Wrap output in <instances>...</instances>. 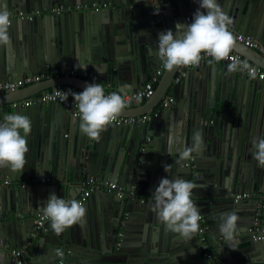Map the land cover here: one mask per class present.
Wrapping results in <instances>:
<instances>
[{
    "label": "water",
    "instance_id": "1",
    "mask_svg": "<svg viewBox=\"0 0 264 264\" xmlns=\"http://www.w3.org/2000/svg\"><path fill=\"white\" fill-rule=\"evenodd\" d=\"M93 3L98 7H91ZM217 3L232 19L233 30L264 44V0ZM80 4L89 7L50 12ZM5 5L12 15L23 12L33 17L12 20L11 47H0V82L28 74L51 75L52 69L64 66L89 70L96 75L94 82L116 84L114 92L120 94L141 89L155 74L161 61L158 34L175 32L177 23H190L183 21L186 16L192 22L199 7L197 0H0V8ZM257 6L258 25L253 18ZM36 32L44 34V45L34 37ZM233 51L259 60L264 67L258 51L237 41ZM228 64L211 60L193 66L178 82L174 77L184 67L164 68L154 94L139 110L151 111L149 120L111 125L98 142L81 134L79 115L57 103L2 112L0 122L11 114L27 115L32 131L23 173L0 169V242L8 249H23L25 256L15 259L0 247V264H59L60 260L62 264H201L198 236L184 240L168 231L151 210L149 198L162 178L189 180L198 186L192 199L210 225L217 252L227 253L223 264H264V239L255 241L248 231L258 214L264 222V169L252 156L253 140L264 136V81L249 75L239 80V75L228 71ZM205 73L209 81L200 77H207ZM51 77L54 82L47 85L38 82L0 95V103L23 99L29 90L36 94L69 84L68 77ZM169 89L173 101L163 107L159 103ZM134 109L123 112H139ZM197 132L203 140L201 149L181 160L179 153L192 146ZM90 176L115 180L133 188L132 194L123 198L95 190L85 204L86 209L93 206L102 192V212L94 222L71 227L59 236L51 224L45 231L35 228L34 213H43L51 193L75 199L73 192L80 193L81 180ZM36 177L48 181L19 188L1 185L6 178L14 183ZM242 192L254 197L234 200L233 194ZM230 212L239 217L231 248L219 231L221 214ZM241 243L246 245L239 247ZM61 249L68 250L63 257L57 255Z\"/></svg>",
    "mask_w": 264,
    "mask_h": 264
},
{
    "label": "clouds",
    "instance_id": "2",
    "mask_svg": "<svg viewBox=\"0 0 264 264\" xmlns=\"http://www.w3.org/2000/svg\"><path fill=\"white\" fill-rule=\"evenodd\" d=\"M199 7L194 13L192 22L177 23L175 32L169 29L158 34L157 54L163 67L173 71L181 67L198 66L203 55L213 58L217 63L231 59L229 72L248 71L250 78H256V70L245 62L241 63L231 53L236 47V37L229 30L232 19L221 9L217 0H197ZM11 13L6 5L0 8V47H11L9 30L12 26ZM211 63V60L209 61ZM68 92L61 95V101L67 100ZM80 120L81 134L96 140L101 133L117 121L130 101L118 92L105 93L102 84L88 83L82 92H72ZM134 99L139 102L141 97ZM32 131V121L27 115L15 113L8 115L0 122V169H10L23 173L29 152L27 137ZM203 145L200 133H194L193 144L179 153L181 160L191 158L193 152ZM253 159L264 169V136L253 140ZM168 166L165 171L168 172ZM198 186L189 180L162 178L155 189L151 210L168 231L191 241L200 230V209L193 201L194 189ZM46 218L51 222L55 235L59 236L74 225L81 227L86 223V208L75 200L59 198L51 193L42 207ZM219 231L229 242L230 248L238 234V215L236 212L222 213Z\"/></svg>",
    "mask_w": 264,
    "mask_h": 264
},
{
    "label": "built area",
    "instance_id": "3",
    "mask_svg": "<svg viewBox=\"0 0 264 264\" xmlns=\"http://www.w3.org/2000/svg\"><path fill=\"white\" fill-rule=\"evenodd\" d=\"M102 7L107 6V4H102ZM89 6L87 4H80L75 5L74 7H64L59 6L55 8H50V12L53 13H59L63 11H71V10H82L86 9ZM91 7H98L95 3L91 4ZM14 17H17L18 19H28L31 20L33 17L32 13H23L18 12L15 15H11V19L13 20ZM187 22H191L190 17H186ZM229 30L233 33V35L236 37V41L239 43H242L244 46H247L249 48L255 49L261 54H264V46L260 44L258 41L254 40L251 36L239 33L235 30H233L229 26ZM203 55V59L201 60L200 64L208 62L210 60H214L211 57H208L207 55ZM231 57H234L236 60H238L241 63H247L250 68H253L256 70V79L264 81V69L251 63L247 58L243 57L240 53L233 51L231 53ZM226 62H231V59L225 60ZM193 67V66H191ZM191 67H184L182 70H178L176 73V76L174 77V81L178 82L183 76L187 69ZM163 64L162 61H160L158 68H156L155 74L147 80L143 87L135 92L131 91H125L122 93L129 101L130 103H140L141 101L150 98L154 94L155 90V83L157 82L159 76L163 72ZM243 73L248 75L247 70H243ZM45 75L50 74H37V75H28L24 76L21 79L12 80V81H1L0 82V92H13L18 90L19 88L30 84L32 82H37L40 79H42ZM51 75L54 77H85V78H91L93 77V73L86 69H80V68H66V67H58L51 70ZM99 84H102L101 82H97ZM104 88H108L107 85L102 84ZM57 92H60L61 95L64 94V92H67L63 87L56 86L53 89H48L46 91H42L33 95H30L29 97L22 99V100H15L9 102L7 105L10 108L14 107H20V108H28L32 105L42 103V104H48V103H57L60 104L66 111L70 112L73 116H78V109L76 106V102L69 98L67 100L61 101L60 97L56 95ZM111 92H114V90L109 89L106 94H109ZM139 95L141 97V100L137 102L134 97ZM173 101V98L171 95H166L160 102V105L163 107L168 106ZM2 105H0V111H2ZM151 114H143L141 116H119L117 121L114 124L118 125H131V124H137V123H144L147 120H149ZM48 179L46 178H30L26 181H19L18 185L19 187H26L31 184H37V183H46ZM5 185L10 184L9 179L4 180ZM104 190L107 189L109 192H114L119 197H124L125 195L132 194V190L127 189L125 186L118 184L115 181H106V180H100L97 177H85L81 180V191L80 195L75 198V200L81 202L84 204V202L87 200V198L95 191V190ZM127 191V192H126ZM250 197V193L248 192H242L233 194L234 200H240V199H247ZM34 224L35 228L37 230L45 231L47 230L48 225L50 224V220L45 217L44 213L42 212H36L34 213ZM200 224V230L197 233L198 238L200 239V249H201V264H223L222 260L220 258H216L214 255L213 250L211 249V243H210V225L206 221V218L201 214V220L199 221ZM248 231L252 233V237L255 241H261L264 239V225L262 224L261 218L259 214L254 219V225L250 228H248ZM0 247L6 248L8 253L14 257L15 259H22L25 256V251L23 249L17 248V249H8V245L0 242ZM68 250H60L57 255L59 257H63L65 253H67ZM63 261L60 260L59 264H62Z\"/></svg>",
    "mask_w": 264,
    "mask_h": 264
},
{
    "label": "crops",
    "instance_id": "4",
    "mask_svg": "<svg viewBox=\"0 0 264 264\" xmlns=\"http://www.w3.org/2000/svg\"><path fill=\"white\" fill-rule=\"evenodd\" d=\"M259 11H260V7L259 6H257L256 7V9L254 10V13H253V18H254V23L255 24H257L258 25V23L260 22V16H259ZM187 17V16H186ZM184 22L186 21V18H185V20H183ZM256 26V25H255ZM44 34L43 33H41V32H36V33H34V37L37 39H40L41 40V43H42V45H44L45 43H44V41H43V38H44V36H43ZM249 36H251L254 40H256V41H258L260 44H262L263 46H264V44L263 43H261L260 42V40H258L257 38H255L254 36H252V35H249ZM255 50V49H254ZM255 51H257V50H255ZM236 52H238V51H236ZM239 53V52H238ZM241 54V53H240ZM259 54H261L260 52H259ZM242 55V54H241ZM262 56H264V54H261ZM243 56V55H242ZM243 57H245V58H247L251 63H253V64H255V65H257V66H259V67H261V68H263L264 69V67L262 66V64H260L259 62V60L258 61H254V60H251L250 59V57H247V56H243ZM160 63V62H159ZM204 64L205 63H202L201 65L202 66H204ZM159 65V64H158ZM158 65L156 66V68H158ZM64 67V66H63ZM163 71H164V69H163ZM235 73V74H234ZM233 74L234 75H239V80L242 78L241 76H246V74L245 73H243L242 71H240V72H233ZM28 75H37V74H28ZM28 75H25V76H28ZM205 76L207 75L206 73L204 74ZM201 78H207V80L209 81V79L208 78H210L208 75H207V77H203V76H200ZM58 78H63V77H58ZM65 78V77H64ZM82 80H87V81H89L90 83H92V82H94L95 81V79H96V75L95 74H93V77H91V78H85V77H78V76H76V77H68L67 78V82L69 83L68 85H61V87H63V88H65L66 90H67V92H68V96H69V98H72V92H78L79 91V88H82V89H85V87H86V85H87V83L86 82H84V81H82ZM151 78V77H150ZM149 78V79H150ZM158 80H159V78H158ZM158 80H157V82H158ZM182 80V78L179 80V81H181ZM232 80V79H231ZM4 81H6V80H4ZM38 82H40V84H49V83H51V82H54V79H52V77H51V75H45L42 79H40L39 81H37V82H32V83H30V84H27V85H25V86H23V87H21V88H24V87H26V86H31V85H36V84H38ZM97 82H101L102 84H104L103 83V81H101L100 79H98L97 80ZM96 82V83H97ZM157 82L155 83V87H156V85H157ZM175 82V81H174ZM207 84H208V82H207ZM233 85H234V82H233ZM115 88H116V84H113V85H111V86H108V88H104L105 89V93L109 90V89H112V90H115ZM31 90H29L26 94H25V96L26 95H28V96H26L25 98H27V97H29L30 95H32L33 93V91L32 92H30ZM122 92H125V90L124 91H122ZM6 93H8V92H0V95L2 96V94H6ZM30 93H32V94H30ZM38 93V92H37ZM30 94V95H29ZM35 94V93H34ZM167 95H171V93H170V89L168 90V94ZM25 98H23V99H25ZM246 98V97H245ZM163 99V98H162ZM161 99V100H162ZM18 100H22V99H18ZM12 101H15V100H12ZM0 102H2V100H1V98H0ZM161 102V101H160ZM9 103V102H8ZM8 103H5V104H3V103H0V105H2V111H0V114L2 113V112H4L5 110H9V109H12V108H10L7 104ZM147 103H148V99H145V100H143V101H141L140 103H137V104H134V103H130V105H129V107L128 108H126L127 110H129V109H133V108H136V109H134L133 111H139L140 109H142L144 106H146L147 105ZM160 104V103H159ZM22 109H24V110H26L27 108H22ZM156 109V106L153 108V111ZM142 112H143V110H141V111H139V112H135V113H133V112H123L120 116H127V117H129V116H141V115H143L142 114ZM134 114H136V115H134ZM138 114V115H137ZM145 114H152V112L150 111V113L148 112V113H145ZM6 179H9V178H6ZM26 180H28V179H22V180H17L16 182H14V183H10L9 185H5L4 184V181L2 182V186H4V187H7V186H9V187H12V188H19V185H18V182L19 181H26ZM113 181H115V180H113ZM116 182V181H115ZM118 184H120L119 182H117ZM74 185H76L77 186V184H75L74 183ZM120 185H122V183L120 184ZM124 186V185H123ZM127 189H129V188H127ZM133 188H130L129 190H132ZM73 190V189H72ZM105 191H107V189H104ZM79 190L77 189V192H73V195L74 196H76L77 195V197L80 195V193L78 192ZM127 192V191H126ZM116 194V193H115ZM103 194H102V192H100L99 194H98V196H97V199L95 200V204L92 206V205H90V204H88V206H89V208L88 209H86V223L83 225V226H85V225H89L90 223H92V222H94V218H97L98 216H100V214H101V206H100V197L102 196ZM263 197H264V195H262ZM252 197H254V194H250V197L249 198H252ZM123 198H126V195L123 197ZM87 200H88V198H87ZM87 200L84 202V207H85V204L87 203ZM247 200H249V199H247ZM149 201H151L152 203H154V201H153V198H149ZM86 208V207H85ZM31 213H33V212H31ZM17 217H20V216H17ZM10 218H13V216H10ZM96 220V219H95ZM261 221H262V219H261ZM138 223H139V220H138ZM50 224H51V222H50ZM49 224V225H50ZM262 224L264 225V222L262 221ZM48 225V226H49ZM76 226L77 225H74L73 226V228H76ZM95 229V228H94ZM94 229H93V231H94ZM92 231V232H93ZM211 235H209V240H210V243H211V249L213 250V252H214V255H215V257L216 258H220L221 260H222V262L223 263H225L226 262V256H227V253H225V254H220V253H218L217 252V250H216V247L212 244V241H213V239H211V237H210ZM100 237V236H99ZM101 238V237H100ZM246 244L245 243H241L240 245H239V247H244Z\"/></svg>",
    "mask_w": 264,
    "mask_h": 264
},
{
    "label": "flooded vegetation",
    "instance_id": "5",
    "mask_svg": "<svg viewBox=\"0 0 264 264\" xmlns=\"http://www.w3.org/2000/svg\"><path fill=\"white\" fill-rule=\"evenodd\" d=\"M16 182V181H15Z\"/></svg>",
    "mask_w": 264,
    "mask_h": 264
}]
</instances>
